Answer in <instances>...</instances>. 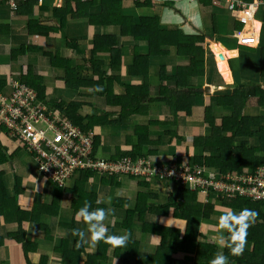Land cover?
<instances>
[{"label":"trees","instance_id":"16d2710c","mask_svg":"<svg viewBox=\"0 0 264 264\" xmlns=\"http://www.w3.org/2000/svg\"><path fill=\"white\" fill-rule=\"evenodd\" d=\"M173 1L89 0L83 3L80 0H62V8H56V3L51 4L53 14L59 18L61 27L68 22L86 20L90 27L99 30L91 39V48L86 57V49L76 39L62 42L63 46H67L63 51L75 52L80 61L62 58L58 49H49L46 45L42 51L50 66L61 72L64 87L77 94V101L68 104L45 101L43 91L38 85L43 82L41 78L31 81L26 79L20 83L36 91L37 99L46 105L48 112L63 115L82 134L93 132L95 128H108L109 133L116 129L123 130V145L116 147L108 155L105 151L106 157H101L103 159L118 162L123 158H130L135 161L144 157V151L148 157H162L163 146H166L170 156L160 162V165L173 167L176 174L186 173L187 167H194L195 171L203 173L217 172L223 177V182L230 185L232 181L228 177L254 174L259 167L264 166V48L259 51V83L240 85L229 96L213 95L206 98L201 86L205 76L204 45L212 39L213 34H219L213 18L215 15L210 17L212 26L208 32L191 27L195 32L184 35L176 26H162L159 17L154 13L135 14L137 9H153L154 3L171 9ZM198 1L206 9L210 7L211 0ZM241 1L251 3L253 0ZM124 2L128 3L127 10L123 9ZM227 13L233 16V19H229V30L240 31L243 24L237 21L238 14L229 11ZM247 23L251 26L249 24L252 22L247 20ZM103 27H114L116 33L105 34L101 30ZM117 33L125 39L121 43L117 39ZM124 50L130 55V62L125 65V70ZM221 51L223 52L219 49V54ZM223 59L217 64L215 76L220 73L223 81L229 83L231 76L226 60ZM84 68H87L85 75L80 71ZM135 78L138 84L133 82ZM115 85L123 88L122 93H116ZM90 98H94V102ZM152 106H160L161 114H154L151 111ZM195 110L199 113H195ZM193 118L194 121H191ZM190 121L191 126L197 127L199 134L191 132L192 137L190 134L189 137L185 134L183 136V125L187 126ZM130 126L133 127L131 131L128 130ZM93 137L94 156L100 157L97 151L100 150V141L103 138L99 135ZM187 141H191L192 145L186 146ZM23 151L24 159L32 162L33 171L39 178L70 196V204L66 208L71 211L70 224H63L69 230L68 234L72 233L77 221L85 224L75 215L79 208L85 203L95 208L98 187L109 186L110 193L114 191L110 197L111 207L116 208L117 215L125 216L119 222L123 225L120 234L126 232L125 227L128 225L130 230L136 229L148 239L152 236L158 237L160 246L157 249H160L149 257L141 255L137 246L132 243L135 247L133 249L129 240L125 246L115 250L117 256L127 257L131 264H164L171 253L186 249L188 243H194L192 252L188 253V264H211L213 257L221 251L227 256L228 264H264L262 204L252 203L239 196L227 198L212 188L202 191L199 188L192 189L181 180L155 178L150 181L125 175L120 178L104 175L100 177L99 173L91 170L76 172L71 177L74 185L60 189L37 172L33 156L24 149ZM10 157L0 151V163H10ZM19 181L17 178L14 183L13 197L8 191L0 196L6 198H0V220L11 225L15 224L12 222L15 220L18 225L15 224V231L0 235V244L19 245L18 249L14 247L10 250V261H1L0 264H47L48 259L44 256H39L36 262L29 256L32 248L25 241L26 232L21 228V220L27 216H23L26 212L17 206V194L23 189ZM124 186L134 188L135 192L131 196L135 198L134 204L127 198H118L116 190ZM48 193L49 201L45 204H38L37 201V207L56 219L64 200L57 195L58 192ZM241 208L253 209L258 215L247 229L244 250L239 255H233L224 246L223 234H226V230L219 228L218 217ZM133 214H137L140 222L137 227L128 218L129 215L133 217ZM12 215L17 217L11 218ZM145 216L152 219L143 223ZM161 220L173 223L176 221L182 229L178 230V227L172 225L159 226L158 222ZM208 230L214 231L218 236L208 235ZM111 232L109 230L110 234ZM76 239L70 238L69 242L59 239L51 249L54 256L51 264H99L98 253H85L83 244L75 247ZM165 240L171 242L170 247L166 248ZM99 245L106 247L109 242L99 241ZM83 253L84 258L81 260Z\"/></svg>","mask_w":264,"mask_h":264},{"label":"crops","instance_id":"0c3cea01","mask_svg":"<svg viewBox=\"0 0 264 264\" xmlns=\"http://www.w3.org/2000/svg\"><path fill=\"white\" fill-rule=\"evenodd\" d=\"M55 3L56 8L63 7L62 0H28V2H24L18 6L15 11H12L7 4L0 2V91H9L8 83L10 79H16L18 81L27 79L31 81L41 78L43 82L38 83V85H40V89L43 91V99H46L45 101L49 99L47 101L49 103L64 102L66 104L77 101V94L64 87V83L61 80V72L50 66L49 60L42 55V51L46 45L49 46V49H58V53L61 54L60 56L62 58L80 61V57L77 56L75 52L70 50L63 51V49H67V46H63L62 42L76 39L78 44L86 49V57L89 48H91V39L99 30L90 27L86 20L68 22L61 27L59 18H56L54 16L55 14H53L52 5ZM155 9L156 7L153 5V9H137L135 14L142 15L141 10H144L143 13L145 14L143 15H149L150 13H155ZM263 9L264 8L259 9L255 14V16L258 15L259 17L257 20L254 18L253 20L247 19V12H244L242 16L245 19L243 22L245 24L242 25L240 31L235 30L231 32L229 31L231 28L229 19H233V16L227 13L226 6L206 9L198 0H174L171 9L160 6L157 11L159 16L155 14L159 17L162 26H176L179 30H183L187 34L195 32L192 28L208 32L210 26H206L204 22L202 24V20L206 18V14L207 18L215 15L213 18L219 34H213L212 39L205 42V76L201 86L203 90L205 87H209L210 93H213L212 96H229L232 94L234 88L240 85L245 86L249 83L257 84L261 80L259 51L264 48ZM247 20L252 22L249 24L251 26L247 25ZM210 24L212 26V20ZM101 30H103L105 34L106 32L116 33L114 27H109L107 29L103 27ZM42 34H44V36H41ZM223 35L229 39V43L225 44L220 40ZM116 36L119 43L125 40L119 36V33H117ZM216 46L219 48H216ZM126 47L129 48L128 46ZM219 49L223 50L220 54ZM213 51H215L216 55L219 54L225 58L226 66L231 76L229 83L224 82L220 74L215 76L217 64L221 63L222 60L219 57H215L216 55L213 54ZM85 57H83L82 60H84ZM129 62L130 55L124 50L123 70H125L124 67ZM237 63L239 66L236 65ZM85 70H87V68L80 70L81 74L85 75ZM133 82L138 84L136 78ZM114 89L117 94L123 91V88L117 85L114 86ZM89 100L94 102L95 99L90 98ZM152 107L151 111L157 115L160 106ZM79 113L81 114V112ZM195 113H199V111L195 110ZM259 115L262 116L260 113ZM150 116L153 115L150 114ZM131 129H133L132 126L128 128L130 131ZM183 129L184 134L188 137L190 136V131L199 134L197 127L194 128V126L188 127L183 125ZM93 132V135L102 136L104 140L100 141L101 145L99 146L100 150L97 151L98 154L104 155L106 151L105 153L108 155L112 153L116 147H121L123 145L121 136L124 137L125 134H120L124 133L123 130L116 129L113 133H109L108 128H95ZM192 135L191 133V137ZM103 147L105 150H101V148L104 149ZM0 151L6 157H10L11 155L9 159L10 163H0V196H4L5 192L8 191L13 197L14 183H16L17 178L20 180L19 185L23 189H20V194H17V206L21 211L26 212L23 216H27L24 217L25 219L21 220V228L26 232L25 241L29 244V247L32 248L29 256L33 262H36L39 256H44L48 259L47 264H51L52 260H54V256L51 253L53 245L58 243L59 239L68 241L70 238L74 237L71 232L68 234L69 230L63 225L68 224L70 221L71 211L69 212L66 208L70 204L71 198L63 193V191L49 186L44 179L39 178L35 171H33L34 165L32 162L24 159V151L18 147L16 142L7 138L1 128ZM19 177H23V179ZM73 185L74 181L68 183L69 188ZM100 187L101 186L98 187V193L95 199V208H105L107 210L104 224L107 226L108 231H112L111 234L116 233V235H119L123 225L119 223L120 220L118 217L124 218L125 216L124 214L117 215L116 208L111 207L112 203L110 197L114 191L109 194L107 186H104L106 189H100ZM121 189L122 192L121 195H118V198L121 199L123 193H125L124 196L134 204L133 201L135 198L131 197L135 192L133 190L134 188L132 186H124ZM48 190L55 194L58 192L57 195H60L64 200L61 202L59 216L56 219H54L55 216H51L47 212L45 213L42 209L38 210L37 207V201L38 204H45L49 201L50 194ZM126 191L130 193V197L129 194H126ZM3 199L6 198H1V200ZM129 207H131L130 203ZM15 217H17V215L11 216V218ZM128 218L130 221H134V227L140 224L137 220V214H133V217L129 215ZM148 219L150 220L152 217L145 216L143 223L147 222ZM12 222L17 225L15 220ZM160 222H163V220L158 223ZM15 224H5L0 220V235L15 231ZM73 227L74 229L84 230L86 228V223L81 224L77 221ZM125 228L126 232L129 234L128 240L131 244L133 243L137 246V250L141 255L149 257L152 256L156 250L160 249V247L157 249V246H160L159 241L158 243L156 242L158 237L152 236L148 239V237H145V235L136 229L130 230L128 225ZM165 241L167 245L166 248L170 247V245L168 246L167 244L168 241ZM95 242L99 244V241H93L90 237L85 238V242L82 243L85 253L94 254L96 249ZM153 242L154 244H152ZM192 244L194 243H188L186 249L171 253L173 254V264H187V262H190V255L188 253L190 251L192 252ZM14 247L18 249L19 245L8 243L0 244V262L10 261V250L14 249ZM119 248L120 247L111 245L110 242L108 247L99 245V250L96 251L98 253L99 264H131V262L127 261V257H120L115 254V250ZM134 248L133 246V249ZM183 251L189 252L184 253ZM132 252H134V250ZM83 258L84 253L81 256V260H83ZM169 259L170 255L168 256V261L164 264H168Z\"/></svg>","mask_w":264,"mask_h":264},{"label":"built area","instance_id":"2783aa9c","mask_svg":"<svg viewBox=\"0 0 264 264\" xmlns=\"http://www.w3.org/2000/svg\"><path fill=\"white\" fill-rule=\"evenodd\" d=\"M25 0H0L12 11ZM82 2L89 0H80ZM213 7L226 6V10L241 13L255 11L257 6H264V0L248 5L241 0H212ZM244 22L245 19L237 17ZM9 94L0 91V128L5 136L34 158L37 172L63 187L71 177L82 171H95L107 177L129 176L147 180H181L192 189L201 191L208 188L223 193L227 198L244 197L252 203L262 204L264 210V166L254 174H237L230 185L223 182L217 172L195 171L187 167L186 173L176 174L173 167L151 164L147 157L123 158L118 162L108 161L93 153V133L86 135L74 127L63 115L47 111L45 104L37 98L36 92L16 79L8 83ZM6 129V130H3ZM202 173V175H201Z\"/></svg>","mask_w":264,"mask_h":264},{"label":"clouds","instance_id":"9594fccd","mask_svg":"<svg viewBox=\"0 0 264 264\" xmlns=\"http://www.w3.org/2000/svg\"><path fill=\"white\" fill-rule=\"evenodd\" d=\"M257 1L258 0H253L251 3L246 4L254 5ZM210 4L209 8H212V0ZM261 8H264V6H257L255 11L250 14L251 19L249 20H253V18L255 19V14ZM248 14L249 12H247V16ZM240 16L241 14L238 17L240 18ZM241 23L243 25L245 24L243 22ZM99 176L101 177V175ZM70 181L71 179L63 187L57 186V188H65L68 186ZM75 215L86 223V228L84 230H72V235L77 238L75 240V247H80L81 244L85 242L86 237H90L93 241L110 242V244L115 247H123L126 245L129 238V234L127 232L119 235L109 233L107 226L104 224V220L107 215V210L105 208H91L88 203H85L79 208ZM257 215L258 213L253 209L241 208L238 211L233 210L226 212L218 217L219 228L226 230V234H223L224 246L228 247L233 255H239L244 250L247 229L250 224L255 221ZM211 264H228V258L221 251L213 257Z\"/></svg>","mask_w":264,"mask_h":264},{"label":"rangeland","instance_id":"374dc122","mask_svg":"<svg viewBox=\"0 0 264 264\" xmlns=\"http://www.w3.org/2000/svg\"><path fill=\"white\" fill-rule=\"evenodd\" d=\"M197 1V0H196ZM86 2V1H85ZM84 3V2H83ZM123 6H124V10H127L128 9V3L127 2H124L123 3ZM154 6L156 7V9H155V13L158 15V9H159V7L161 6V5H159V4H157V3H154ZM143 11L144 10H141V14H145V13H143ZM201 11H202V9H201ZM203 12V11H202ZM205 12H206V10H205ZM138 13V12H137ZM154 13V14H155ZM159 16V15H158ZM206 17V18H205ZM205 19L204 20H202V24H203V22L206 24V26H210L211 27V20H210V17L209 18H207V14L205 15ZM240 17H242V13H241V16ZM243 18V17H242ZM255 19L257 20V19H259V17H258V15H256L255 16ZM80 21H82V20H80ZM183 31V30H182ZM230 32H231V30H229ZM183 34L184 35H187V33L186 32H184L183 31ZM223 43H225V44H227V43H229L230 41H229V39H227L226 38V36L225 35H223L222 36V38L220 39ZM213 54H215V51H213ZM216 55V54H215ZM215 57H217V56H215ZM237 66H239L238 65V63L236 64ZM220 74V73H219ZM220 76H221V74H220ZM198 79V78H197ZM195 83V82H194ZM251 84H254V83H249V84H247V85H251ZM212 94L213 93H206L205 94V96H208V97H206V98H209V97H211L212 96ZM46 100V99H45ZM49 100V99H48ZM47 100V101H48ZM148 103H149V101H148ZM160 113V111L158 110V114ZM214 114H218V115H222L221 113H219V112H214ZM219 120V119H218ZM191 121H194V118L191 120ZM191 121L187 124V126L188 127H191ZM107 133V132H106ZM121 135H124L125 133H120ZM182 135L184 136V129H183V133H182ZM190 135H191V131H190ZM121 139L123 140L124 138L121 136ZM192 144H191V141H187L186 142V146H191ZM163 152V154H162V157H148V156H146V151H144L143 152V154H144V157H147V158H149L150 159V163L151 164H159L160 162H163L164 160H166L167 158H169V156H170V153H168L169 152V150H168V148L167 147H163V150H162ZM100 157H106L105 155H102V154H98ZM20 179H23V177H19ZM132 183H134V181L132 182ZM161 184V183H160ZM160 184H158V185H160ZM108 187V193L110 194V187L109 186H107ZM156 187H158V186H156ZM101 188H103V189H106L104 186H101L100 187V189ZM117 188V187H116ZM134 190V189H133ZM157 190L159 191L160 190V188H157ZM100 192H102V191H100ZM121 192H122V189L121 188H118L117 190H116V194L117 195H121ZM128 191H126V194L128 195L129 194V197H130V193H127ZM124 194L125 193H123V196H124ZM121 197V200H123V198H125L126 199V196H124V197ZM119 197V196H118ZM98 208V207H97ZM118 219L120 220V222H121V217H118ZM136 221V220H135ZM159 226H164V227H166V226H170V225H172V226H174V227H178V230L179 229H182L181 228V225L179 224V223H177L176 221H174V223L173 222H168V221H166V222H160L159 224H158ZM207 234L208 235H210V236H213V235H215V236H218L217 235V233H215L214 231H211V230H208V232H207ZM115 235H116V233H115ZM158 241H159V239H157L156 240V242L158 243ZM95 244H96V249H95V252L96 251H98L99 250V244L97 243V242H95ZM152 244H154V242L152 243ZM168 246L171 244V242L170 241H168ZM108 247V246H107ZM94 252V253H95ZM184 253H188L189 251H183ZM172 255L173 254H170V259H169V262H168V264H173V260H172ZM132 259H134V257H132ZM127 261H129V262H131V260L130 259H128ZM189 262H187V264H188Z\"/></svg>","mask_w":264,"mask_h":264},{"label":"water","instance_id":"95a60500","mask_svg":"<svg viewBox=\"0 0 264 264\" xmlns=\"http://www.w3.org/2000/svg\"><path fill=\"white\" fill-rule=\"evenodd\" d=\"M220 59H223V56L222 55H219L218 56ZM203 92L206 94V93H209L210 92V88L209 87H205Z\"/></svg>","mask_w":264,"mask_h":264}]
</instances>
